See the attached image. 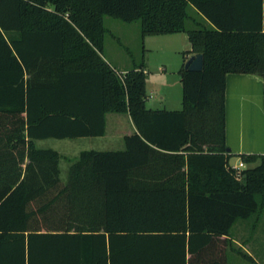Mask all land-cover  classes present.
<instances>
[{
	"label": "trees",
	"instance_id": "trees-1",
	"mask_svg": "<svg viewBox=\"0 0 264 264\" xmlns=\"http://www.w3.org/2000/svg\"><path fill=\"white\" fill-rule=\"evenodd\" d=\"M105 15L187 34L203 64L179 71L181 109L147 108L143 65L103 59ZM229 73L261 76L264 105V0H0V264H226L235 222L264 210V155L225 145ZM107 113L136 132L62 183L34 141L103 136Z\"/></svg>",
	"mask_w": 264,
	"mask_h": 264
},
{
	"label": "crops",
	"instance_id": "crops-1",
	"mask_svg": "<svg viewBox=\"0 0 264 264\" xmlns=\"http://www.w3.org/2000/svg\"><path fill=\"white\" fill-rule=\"evenodd\" d=\"M171 36H176L173 38L181 44V48L179 46L180 49H183L182 47L188 44L187 49L190 51L191 47L186 33H175L171 34ZM190 55L192 53L183 55L181 59L169 62L170 64L164 59L154 64L150 72L151 79H148V81L146 79V86H148V90L146 89V107L147 104L151 103L152 107H149L150 109H181L182 98L179 71L183 68L185 61ZM144 73L146 76L145 69ZM169 89H173L175 92L174 98L169 96L171 92ZM123 123L127 124L126 130L121 129ZM108 128H111V131L116 133V139L114 137L108 144L112 148L97 150H121L124 148L123 137L136 132L129 115L125 113H107L105 116V133L98 138H103ZM36 141L38 140L34 141L35 146ZM225 145L233 155H264L263 78L261 76L256 74H226ZM253 165L245 164L246 167ZM237 222L239 220L235 224ZM237 224L236 234L240 235V240L231 230V245L229 248L226 246L224 254L226 264L227 253L228 251H233L234 245L241 248L242 253L249 257L250 260L245 258L246 260L256 263V259H258V264H264V210L259 216L242 219ZM224 238L226 237H221V239Z\"/></svg>",
	"mask_w": 264,
	"mask_h": 264
},
{
	"label": "rangeland",
	"instance_id": "rangeland-1",
	"mask_svg": "<svg viewBox=\"0 0 264 264\" xmlns=\"http://www.w3.org/2000/svg\"><path fill=\"white\" fill-rule=\"evenodd\" d=\"M187 12L202 23V18L196 14L192 7H188ZM103 25L106 29L103 42V58L118 73H123L133 66L143 65L148 81V79H151L150 72L152 71V67L158 61L164 59L170 64L169 62H173V60L177 61V59H181L183 55L189 54V50L187 49L188 44L184 45V47H182L183 49H180L181 44L176 42V40H174L175 38H173L176 36H171V34L142 36L138 21L128 23L105 15L103 17ZM186 25L188 27H193V24L189 20L186 22ZM169 83H171V81H169ZM146 89L148 90V86H146ZM169 90L171 91L169 96L174 98L175 92L173 89ZM149 107H152L151 103L147 104V108ZM126 127V123L121 125L122 130H126ZM115 135L116 133L112 132L111 128H108L103 138H47L36 141V146L39 148L53 149L62 156L59 161L60 180L62 183H66L68 168L70 166V161L68 159H74L82 150L112 148L108 144L114 137L116 139ZM238 161L239 159L235 156L230 159L231 164H236ZM241 221L242 220H239L237 223ZM237 223L233 225L232 228L235 236L237 235ZM237 237L240 240V235H237ZM233 247V251H228L227 253V264H258V259H256V263L250 262L237 252L238 250L241 251V248L235 245Z\"/></svg>",
	"mask_w": 264,
	"mask_h": 264
},
{
	"label": "water",
	"instance_id": "water-1",
	"mask_svg": "<svg viewBox=\"0 0 264 264\" xmlns=\"http://www.w3.org/2000/svg\"><path fill=\"white\" fill-rule=\"evenodd\" d=\"M203 58L201 54H192L185 61L183 68L188 71H200L202 69ZM227 151L229 149L227 148Z\"/></svg>",
	"mask_w": 264,
	"mask_h": 264
},
{
	"label": "built area",
	"instance_id": "built-area-1",
	"mask_svg": "<svg viewBox=\"0 0 264 264\" xmlns=\"http://www.w3.org/2000/svg\"><path fill=\"white\" fill-rule=\"evenodd\" d=\"M244 167H245V164L241 160H239L238 163L233 164L231 166V168L234 169V170H236V171H239L240 169H242Z\"/></svg>",
	"mask_w": 264,
	"mask_h": 264
}]
</instances>
